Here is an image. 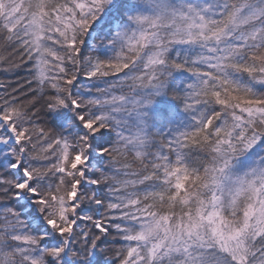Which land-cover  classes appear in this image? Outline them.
Here are the masks:
<instances>
[{
	"label": "snow or ice",
	"instance_id": "obj_1",
	"mask_svg": "<svg viewBox=\"0 0 264 264\" xmlns=\"http://www.w3.org/2000/svg\"><path fill=\"white\" fill-rule=\"evenodd\" d=\"M0 264H264V0H0Z\"/></svg>",
	"mask_w": 264,
	"mask_h": 264
}]
</instances>
